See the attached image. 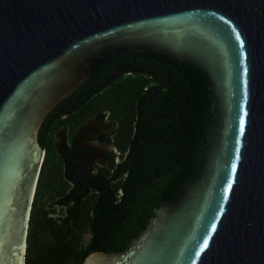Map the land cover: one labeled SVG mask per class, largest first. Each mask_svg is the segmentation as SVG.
Instances as JSON below:
<instances>
[{
  "label": "water",
  "instance_id": "1",
  "mask_svg": "<svg viewBox=\"0 0 264 264\" xmlns=\"http://www.w3.org/2000/svg\"><path fill=\"white\" fill-rule=\"evenodd\" d=\"M142 52L206 74L203 149L124 251L82 264H264V0H0V264H25L48 114L106 57Z\"/></svg>",
  "mask_w": 264,
  "mask_h": 264
},
{
  "label": "trees",
  "instance_id": "2",
  "mask_svg": "<svg viewBox=\"0 0 264 264\" xmlns=\"http://www.w3.org/2000/svg\"><path fill=\"white\" fill-rule=\"evenodd\" d=\"M210 105L209 79L194 66L157 52L106 57L41 126L46 154L25 264H82L91 252L124 251L196 173ZM104 112L117 124L113 144L120 160L111 152L110 167L96 172L58 161L54 119L74 113L81 122ZM51 202L70 205L68 218L48 216Z\"/></svg>",
  "mask_w": 264,
  "mask_h": 264
},
{
  "label": "flooded vegetation",
  "instance_id": "3",
  "mask_svg": "<svg viewBox=\"0 0 264 264\" xmlns=\"http://www.w3.org/2000/svg\"><path fill=\"white\" fill-rule=\"evenodd\" d=\"M76 121L77 115H74V113L70 115L67 113L62 114L60 120L54 119L53 124L54 126H58V130L53 134L52 139L55 151L58 154V161L62 163L76 161L80 164L87 165V168L91 172H96L100 168L105 169L110 167L111 152L116 154V162L120 160L119 154L113 144L117 124L110 119L108 112H104L102 115H92L81 122ZM97 121L104 122L105 126L98 128L95 135L90 136V134H84L78 136L77 132L79 129L88 123ZM101 150L104 151V155L101 154ZM69 209L70 205L68 204L57 205L52 202L46 207L48 216L54 217L57 221L67 219Z\"/></svg>",
  "mask_w": 264,
  "mask_h": 264
},
{
  "label": "rangeland",
  "instance_id": "4",
  "mask_svg": "<svg viewBox=\"0 0 264 264\" xmlns=\"http://www.w3.org/2000/svg\"><path fill=\"white\" fill-rule=\"evenodd\" d=\"M56 217V216H55Z\"/></svg>",
  "mask_w": 264,
  "mask_h": 264
}]
</instances>
